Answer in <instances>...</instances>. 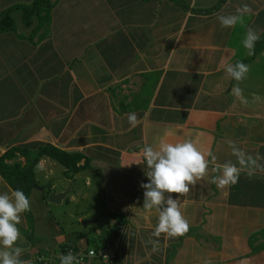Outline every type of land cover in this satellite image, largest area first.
Returning <instances> with one entry per match:
<instances>
[{
    "label": "crops",
    "instance_id": "0c3cea01",
    "mask_svg": "<svg viewBox=\"0 0 264 264\" xmlns=\"http://www.w3.org/2000/svg\"><path fill=\"white\" fill-rule=\"evenodd\" d=\"M32 1L0 0V11ZM53 1L44 38L31 37L37 20L27 26L21 9L13 12L16 29L0 32V158L17 147L24 153L6 161L24 165L48 144L84 157L70 174L57 159L40 157L44 169L36 165L34 173L45 190L34 187L33 221L24 212L17 225L20 259L42 264L39 256H56L68 242L48 248L46 237L53 241L61 227L50 220L54 227L46 228L41 211L51 210L50 192H73L80 181V221L97 220L83 224L80 243H90V224L104 222L105 237L120 235L121 264H264V172H241L224 189L211 183L217 164L237 163L230 142L264 157V0ZM244 5L252 12L243 24L221 27L218 16ZM248 28L260 36L253 57L242 44ZM237 61L250 66L241 82L225 72ZM237 84L240 98L232 93ZM130 113L140 121L136 127ZM185 140L217 159L207 157L208 176L179 196L188 232L154 237L158 213L143 208L142 149ZM56 161L63 166L60 182ZM10 190L0 173V194ZM93 191L101 195L98 214L87 202L98 206ZM69 193L63 201L73 199ZM150 240L158 241L155 251Z\"/></svg>",
    "mask_w": 264,
    "mask_h": 264
},
{
    "label": "clouds",
    "instance_id": "9594fccd",
    "mask_svg": "<svg viewBox=\"0 0 264 264\" xmlns=\"http://www.w3.org/2000/svg\"><path fill=\"white\" fill-rule=\"evenodd\" d=\"M252 9L248 5L238 7L236 14L218 16L219 23L223 28L234 27L237 23L243 24L244 15L251 14ZM260 39L258 32L248 28L243 47L247 49L249 56L254 55L255 43ZM250 66L241 61L225 66L226 75L237 82L246 79ZM234 96L240 98L242 90L239 84L232 90ZM129 124L136 127L140 121L135 113L128 115ZM232 154L237 163L226 162L217 164L214 171L220 174L214 176L211 183L220 189L235 185L241 172H246L249 177L257 170L264 172V164L259 163L264 157L257 155L255 158L246 154L230 142ZM143 163L148 169L147 183H141L143 192V208L158 213V223L152 235L160 237L164 234L166 239L177 238L185 235L189 230V223L182 215L179 206V196H184L190 191V186H195L198 181L208 176L209 160L216 162V156L211 151L203 152L191 140L182 142H161L158 148L145 146L142 149ZM136 163V164H141ZM44 164L41 161L36 166V171H42ZM178 194L173 198L171 194ZM30 210V201L22 190H10L0 194V264H31L30 261L20 259L23 249L16 246L21 239L17 227L21 223L22 213ZM26 243V242H25ZM153 250L158 247L157 240H150ZM60 264H79L77 257L68 252L59 256Z\"/></svg>",
    "mask_w": 264,
    "mask_h": 264
},
{
    "label": "trees",
    "instance_id": "16d2710c",
    "mask_svg": "<svg viewBox=\"0 0 264 264\" xmlns=\"http://www.w3.org/2000/svg\"><path fill=\"white\" fill-rule=\"evenodd\" d=\"M224 1L225 0H221L220 4ZM54 5L55 2L53 0H33L30 4H17L5 8L0 11V32L16 29L13 12L16 9H21L24 23L27 26L34 25L35 20H37V24L32 30L31 37L40 33L39 38H44L47 35L48 26L51 23ZM259 42L260 40L255 43L254 54L259 48ZM16 151H20L22 154L24 153L20 148L15 147L7 151L0 158V173L14 190H22L29 200L34 190V184L37 183L34 168L40 157L48 155L57 159L66 167V174L77 172L81 167L79 163L84 157L80 152L70 153L48 144L40 147L34 158L28 160L24 165L20 162L8 163L6 159L13 157ZM48 193L49 192L46 191L44 195L47 197ZM25 214L30 222H32L33 214L31 209L26 211ZM116 229L117 225L114 224L112 227V234L116 233Z\"/></svg>",
    "mask_w": 264,
    "mask_h": 264
},
{
    "label": "rangeland",
    "instance_id": "374dc122",
    "mask_svg": "<svg viewBox=\"0 0 264 264\" xmlns=\"http://www.w3.org/2000/svg\"><path fill=\"white\" fill-rule=\"evenodd\" d=\"M56 164H57V170L55 175L59 178V182H60V180H62L63 178V174H62L63 166L58 161H56ZM54 180H56V178L52 179L51 181ZM76 186L77 187L75 188V190L69 193L70 195L68 198L70 199L73 197L72 200L71 199L64 200L62 204H58V205L49 203L50 205L48 206H50L51 210L47 209V211H41L42 220L43 221L47 220L46 223L48 224V226H45L46 228L50 227V229L52 230V227L54 226L51 224V221L52 222L57 221V225L61 227L60 229L54 228V233H56V235L59 237L53 239V241H50L51 239L46 237V242H48L47 245L48 248L55 249V247L57 246L55 241L57 240L58 242V239H62V240L68 239V242L80 243V235H81L80 229L85 227L82 223V220L80 221V212H81L80 206H82L84 203L83 202L81 203L80 201V181L77 182ZM93 193L94 196H92V199L94 200L98 199V206L89 201L87 202L91 204L95 208V210H97L93 214H98L99 213L98 209L101 207V202H100L101 195H99V193H97L96 191H93ZM91 205H89V207H91ZM102 229H105V223L102 221L99 222L98 224H92V225L90 224V226H88V228L85 229L87 235L86 241L92 243L95 241L107 239L108 237H105L104 231ZM99 230L101 231V233H98ZM41 231L42 232L44 231V226L39 230V232H37L36 234L37 239L42 237V233H40ZM78 231L79 234H77Z\"/></svg>",
    "mask_w": 264,
    "mask_h": 264
},
{
    "label": "built area",
    "instance_id": "2783aa9c",
    "mask_svg": "<svg viewBox=\"0 0 264 264\" xmlns=\"http://www.w3.org/2000/svg\"><path fill=\"white\" fill-rule=\"evenodd\" d=\"M121 228V227H120ZM120 231V230H119ZM72 252L79 264H121L120 263V235H111L107 239L92 243L66 242L56 256L38 257L42 264L59 263V256Z\"/></svg>",
    "mask_w": 264,
    "mask_h": 264
},
{
    "label": "water",
    "instance_id": "95a60500",
    "mask_svg": "<svg viewBox=\"0 0 264 264\" xmlns=\"http://www.w3.org/2000/svg\"><path fill=\"white\" fill-rule=\"evenodd\" d=\"M34 187L35 188H38L42 191L45 190V188L43 186H38L36 183L34 184ZM70 189H66L64 191H61V192H50L49 195H48V201L50 203H53V204H61L63 199L67 196V194L69 193ZM97 221L96 219H83L82 220V223L84 225H88L89 223H92V222H95Z\"/></svg>",
    "mask_w": 264,
    "mask_h": 264
}]
</instances>
